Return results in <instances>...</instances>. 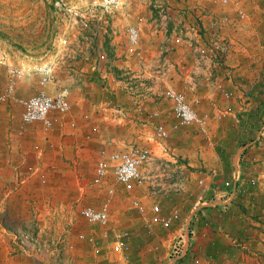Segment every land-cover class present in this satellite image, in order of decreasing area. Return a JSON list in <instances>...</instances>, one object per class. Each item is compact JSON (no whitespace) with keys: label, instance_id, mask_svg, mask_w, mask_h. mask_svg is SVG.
Returning a JSON list of instances; mask_svg holds the SVG:
<instances>
[{"label":"crops","instance_id":"crops-1","mask_svg":"<svg viewBox=\"0 0 264 264\" xmlns=\"http://www.w3.org/2000/svg\"><path fill=\"white\" fill-rule=\"evenodd\" d=\"M122 1L124 9L114 13L115 20L111 23L106 21L103 34L115 35L112 41L108 38L109 44L124 43L123 65L129 66L127 57L134 58L131 62L136 71L134 78L141 85L137 98L148 97L150 101L147 109L134 106L133 115L128 113L132 109L120 107L123 117L130 116L128 122L141 123L147 111L154 128L176 125L172 104L162 95L164 89L174 88L186 95L199 114H228L221 124L212 122L208 126L207 139L209 143L214 141L215 153L192 154L185 148H176L178 161L190 168V177L184 182V194L175 198L173 205L160 202L163 215L174 207L181 211L180 219L170 230L155 226L151 234L146 228L145 217L127 219L125 191L120 185L114 187L116 194L111 199L110 235H89L94 242L89 238L81 242L75 237L62 240L60 225L67 223L68 217L55 199L53 203L45 196L39 198L37 182L40 175L48 176L43 146L34 136L42 125H23L21 107L11 101L0 109V264H59L57 257L63 250L76 258L69 264H174L169 257L170 246L184 235L187 252L175 264H193L196 259L200 264H264V135H260V129L264 127V0H241L248 16L242 24L233 23L236 17L232 8L219 6V10L212 9L207 3L209 0H203L204 4L198 2L192 6L201 19L197 25L184 20L186 11L191 9L189 2L161 0L165 4L172 1L169 7L166 6L170 17L169 33L163 28L157 12L141 7L143 0ZM173 16L180 18V32H184L180 42L176 41L177 27L173 28ZM224 17H228V21L220 26ZM128 26L139 29L141 40L136 49L129 44ZM191 28L199 34L195 35ZM218 31L234 46L225 65L229 74L223 67L215 71L210 67H195L196 49L192 45H206L208 41L202 37ZM169 48L171 51L164 53ZM180 60L186 63L184 71ZM146 81H157L162 85V91L143 88L142 82ZM219 86L231 92L233 97L226 99ZM56 90L54 87L46 92L53 94ZM17 92L19 88L15 94ZM70 101L72 110L68 115L74 112L78 120L83 119V112L78 111L79 103L73 98ZM105 105L110 107L112 102ZM112 110L115 111H108ZM154 113L158 114L155 118ZM191 130L195 131V127ZM196 138L189 135L185 138L186 143L193 145ZM219 148L230 152L221 155ZM236 175H240L239 188L230 201L226 199L223 184ZM201 179H204L202 186L198 185ZM146 198L151 199L146 204L149 217L153 198L147 195L142 200ZM213 199L218 205L206 204ZM224 204L228 206H222ZM121 228L129 230L131 236L126 250L116 253L111 245L118 236L116 233L122 232ZM187 228L191 230L189 238L184 233ZM36 229L39 231L35 234Z\"/></svg>","mask_w":264,"mask_h":264},{"label":"rangeland","instance_id":"rangeland-1","mask_svg":"<svg viewBox=\"0 0 264 264\" xmlns=\"http://www.w3.org/2000/svg\"><path fill=\"white\" fill-rule=\"evenodd\" d=\"M216 1L209 0L207 2L209 8L219 10L220 7ZM89 2V0H0V94L6 90L8 82L6 66L1 63V60H8L20 67L54 62L56 69L53 84L41 87L38 84V78L34 77L18 83L15 91L19 88V92L15 96L27 97L54 87L64 88L68 90L70 98L79 103L78 111L83 112V119L80 120L75 117L74 112L72 116H58L60 119L52 129L46 131L42 126L39 127L38 134H34L36 138H39L36 142H40L43 146L41 147L44 150L42 155L46 158L48 173V176L47 174L40 175L37 182L40 188L39 198L45 196L53 203L55 199L63 208L65 217H68L65 221L67 223L60 225L61 239L75 237L81 242L84 241L80 238L81 235L89 236L96 233L110 235L108 228L92 226L80 215V209L83 206L100 207L107 198L109 187L120 186L113 177L108 178L103 186L92 184L95 165L102 152L125 151L131 147L150 148L157 158L151 168V174L155 175L156 181L163 184L166 182L165 174L172 173L181 166H184L187 171L190 169L183 161L173 163L171 153L169 156L164 153L166 147L171 148V152L174 153L176 148H185L192 154L215 153L214 141L211 140L209 143L208 137H204L196 128L195 131L191 130L194 127L174 129L171 126L168 128L171 131L170 138L160 144L154 139V122L147 117L149 116L147 111L141 123L128 122L131 120L130 116L124 118L117 112L121 108L132 109L128 113L133 115L134 106L147 109L150 101L148 97L137 98L141 85L140 81L138 83L134 78L136 71L133 68L134 62L131 63L134 58L129 57L128 59L127 57L129 66L123 65L124 43L115 41L109 44L108 38L111 37L112 41L115 35L103 34L106 21L111 23L115 20L112 16L117 12L107 13L99 10L97 17L86 16L76 23L71 21L69 8L75 7L84 14L87 12ZM169 2L172 3V1ZM186 2H189L188 6L191 9L186 11L184 20L186 23L197 25L201 19L197 17L196 12H193L192 6L197 5L198 2L204 4V1L186 0ZM165 3L161 0H143L140 5L143 9L147 8L157 12L155 7L165 5ZM170 3L166 5L169 7ZM179 20L178 16H173L172 23L175 24L173 28L177 27L176 35L183 36L184 32H180L182 27L178 24ZM244 22L234 20L233 23L242 24ZM216 33L222 38L225 37L220 31ZM202 38L207 42L210 35ZM102 40H106L105 43H101ZM170 57L173 58L171 55ZM18 61L22 63L18 64ZM224 67L223 69H228L225 73L229 74V68ZM110 73L112 75H109ZM142 83L145 89L152 87L158 92L162 91V85L157 81ZM110 101L112 105L107 107L105 103ZM110 109H115V111H108ZM11 112L15 114V111ZM223 121L214 123L221 124ZM189 135L197 137L193 145L190 142L186 143L185 138ZM178 136L180 139L177 138ZM160 160H163L164 165L158 167ZM246 168L250 169L247 166ZM147 189L148 187H144L131 194L124 193L123 200L128 208L127 219L142 217L131 209L132 198L142 200L143 197L149 195L153 198V202L167 201L169 205H173L175 198H179L174 193L168 196L162 194L151 196L150 190ZM150 200L146 198L142 201L148 205L147 202ZM50 229L52 233L53 227L51 226ZM45 230L48 234V229ZM121 230L122 232L116 234L120 235L129 231L122 228ZM38 231L36 229L35 234ZM57 259L59 264L76 261L74 256L65 254L64 250ZM77 259L83 260L84 258Z\"/></svg>","mask_w":264,"mask_h":264},{"label":"built area","instance_id":"built-area-1","mask_svg":"<svg viewBox=\"0 0 264 264\" xmlns=\"http://www.w3.org/2000/svg\"><path fill=\"white\" fill-rule=\"evenodd\" d=\"M197 2L198 0H193ZM221 7H230L235 13L237 22H244L248 16L246 10L241 6L240 0H217ZM166 4L158 5L157 13L161 19V23L166 32L169 33L170 17L166 8ZM125 3L122 0H94L87 6V12L83 14L79 9L75 7L69 8V16L71 21L76 23L78 20L86 16L97 17L99 10L107 13L118 12L123 10ZM228 21V17H224L220 26H223ZM74 25V24H73ZM186 29V28H185ZM191 30H194L191 28ZM128 41L132 48H137L140 44L141 35L139 29L134 26H128ZM195 35L199 34L196 29ZM199 35H197L198 37ZM176 41L180 42L182 35H176ZM169 43V39H167ZM66 43V41H63ZM193 43V42H192ZM196 49L195 67L207 68L216 70L219 67L226 65V60L233 50V44L222 38L217 33H213L208 38L206 45L193 44ZM171 51L166 50L164 53ZM1 63L6 66L7 73V87L6 90L0 94V109L4 105H8L11 101H14L21 107V122L23 125L42 124V128L46 131L52 129L59 121L60 116H66L70 114L72 105L70 101V94L67 89H57L55 93L51 94L42 90L39 94L30 97H16L15 87L18 83L26 81L28 79L38 78V84L41 87H46L54 83L55 79V63L45 62L37 64L31 67H20L12 63H7L5 60H1ZM181 70L186 69V63L180 60ZM220 92L226 99H231L233 94L228 92L223 86H219ZM163 98L172 104V112L177 120L174 129L195 127L200 134L204 137H208L209 124L212 122H221L228 116L225 112H217L214 114H199L191 104L186 95L177 91L174 88H166L163 92ZM118 113L124 115L121 109H118ZM59 116V117H58ZM158 114H153V117H157ZM171 131L163 125H157L155 128L154 139L160 144L165 143L170 138ZM260 135H264V127L260 129ZM171 148H165V154L169 156L171 153L173 163H177L178 159L174 152H171ZM156 156L150 148L131 147L125 151L116 152H102L101 156L96 162L92 184L95 186H103L108 178L113 177L118 184L123 187L125 193L131 194L138 189L148 187L151 196L159 194L168 196L172 193L181 196L184 194V182L189 179L190 171H187L184 166L178 168V170L165 174V183L158 182L155 179V175L151 174ZM158 167L164 165L163 160H160ZM240 175L234 176L230 181L224 182L223 186L226 191V199L232 201L235 196V192L239 188ZM255 183V179L251 180ZM200 186L204 184V179L199 180ZM233 190V191H232ZM116 190L114 187H109L107 190V198L100 207L92 205L83 206L80 209L81 217L86 220L92 226H100L108 228L111 221L110 205L111 199L115 196ZM207 205H218L216 200H210L206 202ZM222 206H228L224 204ZM130 207L136 211L139 215L146 218V228L149 233H153L155 226H160L164 230H170L173 224L180 219L181 211L178 207H174L167 215L161 213V203L155 201L151 204L150 213L147 217L149 209L147 205L138 198H132ZM190 228H187L184 233L190 235ZM131 234L129 231H125L118 235L111 247L114 252L122 253L126 250L127 240H129ZM185 237V235H184ZM184 237L176 238L173 244L170 246V260L178 262L186 255ZM82 240L89 238L94 242V238L88 235H81ZM193 264H200V260L196 259Z\"/></svg>","mask_w":264,"mask_h":264},{"label":"trees","instance_id":"trees-1","mask_svg":"<svg viewBox=\"0 0 264 264\" xmlns=\"http://www.w3.org/2000/svg\"><path fill=\"white\" fill-rule=\"evenodd\" d=\"M217 150H218L219 154H221V155L222 154L225 155V154H227L229 152V150H227V149L226 150H224V149L222 150V149L219 148Z\"/></svg>","mask_w":264,"mask_h":264}]
</instances>
